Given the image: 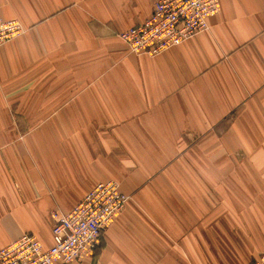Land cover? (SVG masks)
Masks as SVG:
<instances>
[{
    "label": "crops",
    "instance_id": "obj_1",
    "mask_svg": "<svg viewBox=\"0 0 264 264\" xmlns=\"http://www.w3.org/2000/svg\"><path fill=\"white\" fill-rule=\"evenodd\" d=\"M155 1L0 0L25 27L0 47V248L50 247L53 210L114 179L131 199L73 264L264 252V0H220L206 31L132 53L118 33Z\"/></svg>",
    "mask_w": 264,
    "mask_h": 264
},
{
    "label": "built area",
    "instance_id": "obj_2",
    "mask_svg": "<svg viewBox=\"0 0 264 264\" xmlns=\"http://www.w3.org/2000/svg\"><path fill=\"white\" fill-rule=\"evenodd\" d=\"M220 7V0H156L143 22L118 36L130 52L157 56L206 31L209 18L217 15ZM24 32L20 20L0 15V47ZM130 199L117 180L98 182L69 211L53 210L50 247L25 233L0 248V264H73L92 257L104 232ZM249 264H264V252Z\"/></svg>",
    "mask_w": 264,
    "mask_h": 264
},
{
    "label": "rangeland",
    "instance_id": "obj_3",
    "mask_svg": "<svg viewBox=\"0 0 264 264\" xmlns=\"http://www.w3.org/2000/svg\"><path fill=\"white\" fill-rule=\"evenodd\" d=\"M30 126H31V125H30ZM250 261H251V260H250ZM250 261H249V262H250Z\"/></svg>",
    "mask_w": 264,
    "mask_h": 264
}]
</instances>
